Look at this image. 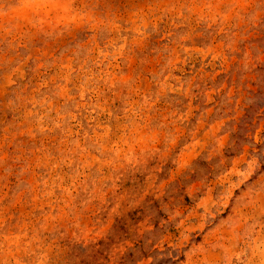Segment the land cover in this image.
I'll return each instance as SVG.
<instances>
[{
    "label": "rangeland",
    "instance_id": "rangeland-1",
    "mask_svg": "<svg viewBox=\"0 0 264 264\" xmlns=\"http://www.w3.org/2000/svg\"><path fill=\"white\" fill-rule=\"evenodd\" d=\"M0 264H264V0H0Z\"/></svg>",
    "mask_w": 264,
    "mask_h": 264
}]
</instances>
